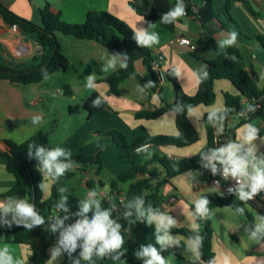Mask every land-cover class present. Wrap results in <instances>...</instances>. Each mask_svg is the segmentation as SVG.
Segmentation results:
<instances>
[{
	"label": "crops",
	"instance_id": "0c3cea01",
	"mask_svg": "<svg viewBox=\"0 0 264 264\" xmlns=\"http://www.w3.org/2000/svg\"><path fill=\"white\" fill-rule=\"evenodd\" d=\"M168 1L170 12L175 9L176 2L180 3V0ZM245 1L248 6L238 1L231 3L226 14V0H212L216 17L202 25L197 12L205 5L206 0H188L190 13L174 20V30L169 31L159 21L136 15L129 7V0H0L14 14L34 24L38 22L40 24L39 10L46 3L50 5L53 12L60 14L64 22L72 24L83 23L90 11L108 12L136 34L146 32L157 36L158 43L147 45V48L154 57H160V68L163 73V78L158 77L157 88L153 91L146 89L136 78L130 77L120 83L117 95L108 96L106 95L108 87L100 82V79L120 68L121 61L95 42L57 34L61 52L71 67L68 72H74V77L84 75L86 78L84 88L78 94L75 93L72 97L65 99L69 116L75 115L74 106L83 107V121L73 135L59 139L57 142L53 141L46 131L47 125L52 120L50 116L52 102L48 97L54 91L59 93L63 90V86L51 88L49 85H42L47 78L61 72H56L37 84L23 86H15L7 80L0 79V149L6 151L3 144L5 140L22 143L41 131L48 137L54 148H63L70 153L68 156L98 155L101 161L100 169L97 165L87 166L84 163L69 162L71 167L64 174L69 176L64 193L85 201L102 200L108 197V211L113 213L117 208V194H124L126 185H119L116 190H111L110 181L126 170L143 164L153 154L166 155L174 161L191 158L202 160L206 155H211L214 147L207 153H202L208 144V135L202 123V117L207 112L223 111L224 93L239 95L237 89L227 80L214 82L215 101L212 105H200L189 111L188 119L197 133V141L189 147H143L140 148L139 153L137 150L133 153H123L111 138L98 135L96 132L109 130L120 132L128 143L143 136L177 135L175 115L172 111H166L158 118L151 120L136 119L135 115L141 111L159 110L165 104H171L174 101L175 89L165 78L166 72L170 70L173 71L181 92L193 96L206 63L215 60L228 48H236L242 53L244 71L251 77H255L257 89H264V48L255 39V37H264V0ZM233 31L237 33L235 43L232 46L222 47L221 41L229 38ZM180 38H187L196 46V49L191 51L187 46L181 45ZM207 38L212 39L216 46L214 47ZM200 41L201 44H199ZM0 43L15 60H27L38 50V46L26 41L19 30L13 32L10 26L2 21L1 16ZM136 69L140 76L146 80L150 79L148 69L141 62L137 63ZM93 92L104 96L107 105L88 118L84 103ZM237 123L235 118L227 117L211 124L213 135L222 137L223 146L229 142H241L244 125L238 127ZM248 124L257 128L256 138L252 141V145L255 146L254 154L257 159L264 158V118H258ZM230 129H235L234 136L229 133ZM70 145L73 148H69ZM41 167L38 170L41 183L46 185V188L41 190V200L45 201L50 197L51 186L55 181L51 178L46 179ZM150 168L154 169L156 166ZM157 169L159 178H163L164 171L159 167ZM77 173L81 177H78ZM206 181L205 174L200 171H188L167 179L159 188L161 203L157 214L170 217L175 222L174 227L197 231L201 226L196 222L192 208L196 210V202L203 194L216 193L228 199L241 201L238 192L226 196L197 185ZM14 183L13 176L0 164V201L6 200L1 198V195L13 187ZM92 192L96 195L91 196ZM243 202L256 223L260 218H264V194L254 195L252 199ZM36 212L44 217L45 224L51 223V217L60 214L57 209L48 205ZM157 214L146 213L145 215L149 219L150 215ZM198 215L210 222L211 246L216 264H264V241L252 238V231L242 215L228 207H215L203 215ZM110 218L113 220L111 216ZM151 222L156 229L159 228L155 220ZM127 234L129 238L135 239L138 235L137 226L128 229ZM168 235L178 242L169 244L174 253L163 257L167 264L198 262L189 248L188 239L179 235ZM60 236L61 232L58 229L51 233L52 245L48 251L50 258L53 249L58 247L57 242ZM5 245L9 246L14 260H20L22 264L28 263L30 256L28 246L0 243V247ZM61 261L60 252L52 264H59Z\"/></svg>",
	"mask_w": 264,
	"mask_h": 264
},
{
	"label": "trees",
	"instance_id": "16d2710c",
	"mask_svg": "<svg viewBox=\"0 0 264 264\" xmlns=\"http://www.w3.org/2000/svg\"><path fill=\"white\" fill-rule=\"evenodd\" d=\"M236 1L248 6L245 0H226V14L231 3ZM128 4L136 15L144 19L159 21L167 30H174V20L171 22L165 20V17H168L170 13L168 0H129ZM180 4L184 6L185 13L189 14L188 0H180V3H175L176 6ZM0 16L6 25H16L26 41L35 43L38 46V50L31 58L21 61L11 58L6 47L0 43L1 80H7L15 86H23L37 84L56 72H68L71 67L67 58L61 52L57 39V34H60L74 37L78 40L95 42L109 50L113 56L121 61L122 65L120 68L100 79V82L105 83L108 87L106 95H117L120 83L130 77L136 78L141 85L150 91L157 88L158 76L151 70V63L155 57L151 54L147 45L138 41L135 32L108 12L90 11L87 13L83 23L72 24L64 22L60 14L53 12L50 5L46 3L39 10L40 25H37L30 20L14 14L0 2ZM197 17L202 25H205L216 17L212 7V0H206L205 5L197 12ZM255 39L264 48V37H255ZM209 41L214 47L216 46L212 39H209ZM199 44H201V41ZM139 62L148 69L149 80H146L137 72L136 65ZM165 78L175 89L174 101L171 104H165L159 110L138 112L135 117L136 119L151 120L158 118L166 111H172L175 115L177 135L143 136L132 143H128L122 133L114 130L96 133L111 138L123 153H133L143 147H189L197 141V133L188 119V113L197 106H210L214 103L213 84L216 80L230 81L237 89L239 95L224 93V109L221 112H216L217 116L211 122H209V114L212 111L203 115L202 123L205 125L208 135V144L202 152L203 154L213 147L214 135L211 124L220 120V117L222 119L231 116L235 117L249 104L254 102L258 107L248 112L245 118L236 119L238 122L237 126L248 124L258 118H264V89H257L255 77H251L244 71L242 53L236 48H228L215 60L206 63V68L193 96H188L181 92L173 71H167ZM106 105L105 97L97 92H93L85 101L84 110L87 117L91 118L105 108ZM234 130H229L232 136H234ZM3 144L7 150L0 149V164L13 176L15 183L13 187L1 195V198L17 197L27 199L29 203H32L34 200L35 211L48 205L60 212L58 216L61 220H64L65 225L74 224L78 219L77 213L81 210L82 202L85 200L64 193L68 175H64L55 181L51 186L50 197L45 201L41 200L42 194L39 187L41 177L38 170L42 164L36 152L39 147L49 150L54 148L48 137L39 131L22 143L5 140ZM30 145L31 149L29 148ZM29 151H31V156H29ZM61 159L65 163L73 161L78 164L84 163L87 166L97 165L98 169L101 166L98 155H73ZM151 166H156V168L151 169ZM157 167L164 171L163 178H159L160 175ZM188 171L203 172L201 160L191 158L174 161L166 155L153 154L143 164L134 166L111 180V190H116L119 185H126L123 201L119 204V211L117 213L109 211L114 222L121 226L119 231L124 239L121 249H118L114 253L106 254L104 257H98L94 250L91 260H84L81 255L83 241L78 240L76 249L69 252V250L59 244L60 236L57 246L60 247L62 261L59 264H75L77 261L79 264H145L147 257L139 254L148 247L155 248L162 257L174 253L169 245L162 246L158 242V237H162L165 234L164 229H156L153 223L146 218L145 214L159 213L161 203L159 188L167 179ZM60 189H64V191L61 192ZM62 197H66L67 199L62 200ZM201 199L208 201L206 205L207 211L215 207L233 209L246 219L251 231H255L257 223L247 211L243 201L228 199L216 193L203 194ZM138 200L143 201V215H140L136 210L135 204ZM99 202L101 210L109 209V204L105 199L99 200ZM60 203L64 204V208L56 207ZM192 209L196 222L201 226L197 231L172 226L167 229V233L179 235L188 240L199 236L201 238L197 249L200 253L199 259L198 262L192 264H209L214 259L211 246L212 229L210 222L200 217L195 208ZM94 211L95 209L93 208L92 211L86 214L89 219H91ZM126 212H131L132 215L125 216ZM5 221H12V216L0 214V243L26 245L30 249L27 264H48L50 259L48 251L52 245V231H49L51 226L48 224H45L46 227H44L45 225L34 226L33 230L30 231L22 226H17L14 222L9 227ZM51 221L56 223L55 219H51ZM133 226H137L138 228V235L135 239L129 238L127 234V230ZM58 230L62 232L64 229L59 228ZM257 238L264 241V233H258ZM121 252L123 254L119 255L118 259H112L113 256Z\"/></svg>",
	"mask_w": 264,
	"mask_h": 264
},
{
	"label": "clouds",
	"instance_id": "9594fccd",
	"mask_svg": "<svg viewBox=\"0 0 264 264\" xmlns=\"http://www.w3.org/2000/svg\"><path fill=\"white\" fill-rule=\"evenodd\" d=\"M185 9L182 4L175 7L168 17H165L167 22L179 19L185 15ZM170 18V19H169ZM237 33L232 32L229 38L221 41V46H232L236 41ZM137 39L139 42L145 45H151L158 43L156 35L147 34L146 32H138ZM235 59V57H233ZM217 116L215 111L209 114V122ZM219 119L222 120V117ZM257 128L252 124L244 125V133L241 137V142H229L227 145L213 149L211 155L208 157L210 163L212 161L219 162L223 166V176L227 179L229 176L235 178L238 182V196L241 201H247L253 198V196L262 188H264V158L257 159L255 156V146L252 145V141L256 138ZM249 145V147H245ZM31 149V145L29 146ZM141 149H138L139 153ZM36 155L41 159V171L45 173V178H51L53 181L59 180L64 176L66 171L69 170L71 165L65 163L61 158L67 157L70 153L66 152L61 147H55L52 149H45L39 147ZM31 156V151H29ZM212 170L216 172V165L212 163ZM40 189L46 188L44 183H40ZM249 188L250 191H245V188ZM61 192L64 189H60ZM91 196H95V192L90 193ZM66 197H62V200H66ZM13 201H15L13 206ZM208 201L206 199H200L196 202V212L203 215L206 211V205ZM143 201H136L135 207L140 215H143L142 211ZM58 208H64V204L60 203L56 205ZM131 207V205H129ZM95 211L91 219L86 215L88 212ZM66 210V209H65ZM242 211V210H241ZM0 214L4 216L11 215L12 221H5L9 227L14 222L17 226H22L27 230H33L34 226H41L46 223L44 217L38 214L34 210L33 204L29 203L27 199H20L17 197H8L6 200L0 201ZM131 212H126L125 216H131ZM78 219L74 224L65 225L64 220H61L58 215L51 217L55 219L56 223L51 226L49 231H56L59 228L64 230L61 232V238L59 244L69 252L76 249L77 241L82 240L81 245L83 251L81 253L84 260H91L93 251H96L98 257H104L106 254H111L121 249L124 244V239L120 234V225L116 224L110 218V212L108 210H101L100 202L96 199H90L82 202V207L79 213H77ZM150 221L155 220L159 228L164 229V236L158 237V242L162 246H167L171 243H177L171 236L168 235L167 229L174 226L175 222L167 215L157 214L150 215ZM195 227V226H193ZM158 228V230H159ZM258 233H264V218H260L256 225L255 231L252 232V238L256 239ZM201 238L199 236L195 239H189L188 245L191 251L194 253L195 258L199 259L200 253L197 251L200 245ZM60 253V247L53 249L52 256L48 261V264L56 259ZM118 253L113 256L112 259H118ZM142 255L147 257L145 264H167L165 259L157 252L153 247H148L143 250ZM0 264H22L20 260H14L9 246L5 245L0 247ZM79 264V262H75ZM209 264H216V260L213 259Z\"/></svg>",
	"mask_w": 264,
	"mask_h": 264
},
{
	"label": "rangeland",
	"instance_id": "374dc122",
	"mask_svg": "<svg viewBox=\"0 0 264 264\" xmlns=\"http://www.w3.org/2000/svg\"><path fill=\"white\" fill-rule=\"evenodd\" d=\"M37 25H40L39 22ZM56 76V77H55ZM85 76L74 77V72H68L66 74L58 73L47 78L43 83L46 86L53 88L58 85L63 86V90L59 93L52 92L49 95V101L52 103L50 116L52 118L51 122L47 125V133L50 135L53 141H58L59 139L67 138L70 135H73L77 131L78 126L83 121V107L74 106V116H69L68 108L65 106V99L67 97H72L73 94H78L85 86ZM44 88V87H41ZM69 148H73L72 145ZM78 177H81L77 173ZM79 197V195H77Z\"/></svg>",
	"mask_w": 264,
	"mask_h": 264
},
{
	"label": "built area",
	"instance_id": "2783aa9c",
	"mask_svg": "<svg viewBox=\"0 0 264 264\" xmlns=\"http://www.w3.org/2000/svg\"><path fill=\"white\" fill-rule=\"evenodd\" d=\"M254 1H259V0H254ZM11 30L13 32H17L19 29L17 28L16 25L10 26ZM179 43L181 45L187 46L191 51H194L196 49V46L191 43L187 38H180ZM160 63L161 59L158 56H155L154 60L151 63V70H153L159 78H163V73L160 68ZM258 105L256 103H251L249 104L241 113L236 115L235 119H243L245 118L246 114L255 108H257ZM213 147L214 149L223 147V140L222 137L220 136H214L213 139ZM210 155H206L202 160H201V168L203 170V173L205 174L207 181L205 183H198V186H204L205 188L211 190L212 192H220L226 196H230L232 194H235L239 187L238 182L235 178H232L229 176L227 179L224 178L223 176V166L216 161H212L210 163L208 157ZM212 163H215L216 165V172L214 173L212 170ZM245 190L250 191L249 188H245ZM264 194V188L260 189L255 196H260ZM124 194H118L117 195V208L114 213H117L119 211V204L123 201ZM108 197L105 198L107 201Z\"/></svg>",
	"mask_w": 264,
	"mask_h": 264
},
{
	"label": "water",
	"instance_id": "95a60500",
	"mask_svg": "<svg viewBox=\"0 0 264 264\" xmlns=\"http://www.w3.org/2000/svg\"><path fill=\"white\" fill-rule=\"evenodd\" d=\"M6 124H7V122H6ZM5 149L7 150L6 146H5ZM14 203H15V201H14ZM31 204H33V206H34V210H35V202H34V200L32 201ZM53 224H55V222H51V223H49L48 225H53ZM44 227H46V226H44Z\"/></svg>",
	"mask_w": 264,
	"mask_h": 264
}]
</instances>
